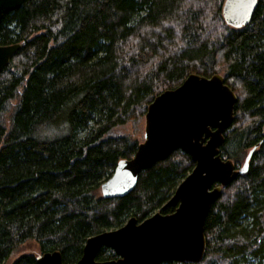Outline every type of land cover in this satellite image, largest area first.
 Returning a JSON list of instances; mask_svg holds the SVG:
<instances>
[{
  "label": "trees",
  "instance_id": "16d2710c",
  "mask_svg": "<svg viewBox=\"0 0 264 264\" xmlns=\"http://www.w3.org/2000/svg\"><path fill=\"white\" fill-rule=\"evenodd\" d=\"M224 0H24L0 21V44L21 43L0 70V264L26 241L74 264L86 239L159 211L194 162L181 149L142 170L131 192L98 193L143 140L114 132L190 73H219L234 91L222 158L246 173L222 187L197 263L264 264V0L240 28ZM10 264H37L39 254ZM103 246L96 259L116 258Z\"/></svg>",
  "mask_w": 264,
  "mask_h": 264
},
{
  "label": "water",
  "instance_id": "95a60500",
  "mask_svg": "<svg viewBox=\"0 0 264 264\" xmlns=\"http://www.w3.org/2000/svg\"><path fill=\"white\" fill-rule=\"evenodd\" d=\"M24 0H0V21ZM257 0H224V22L240 28L247 24ZM21 43L0 44V70ZM237 97L221 74L209 77L190 73L180 85L156 95L144 114L143 140L130 159L117 162L100 184L103 197H122L133 190L138 174L181 149L194 162L163 206L174 210L154 212L142 221L130 217L117 228L89 236L74 264H160L166 261L200 262L205 254L204 223L212 202L239 174L247 172L253 146L243 163L235 167L222 158L219 148L224 131L233 121ZM115 251L116 258L96 259L99 248ZM37 264H63L58 250L39 253Z\"/></svg>",
  "mask_w": 264,
  "mask_h": 264
},
{
  "label": "rangeland",
  "instance_id": "374dc122",
  "mask_svg": "<svg viewBox=\"0 0 264 264\" xmlns=\"http://www.w3.org/2000/svg\"><path fill=\"white\" fill-rule=\"evenodd\" d=\"M118 131L129 133L133 136H136V138L142 139L143 131H144V121L142 123H134L132 121H128L127 123L116 126L114 128V132H118ZM244 158H245V154L240 159L239 166L243 163ZM98 193L100 194V189L98 190ZM39 252L40 251L38 248V244L35 241L33 240L26 241L13 253V255L7 261V264H10L11 261H13L22 254H26V253L37 254Z\"/></svg>",
  "mask_w": 264,
  "mask_h": 264
}]
</instances>
